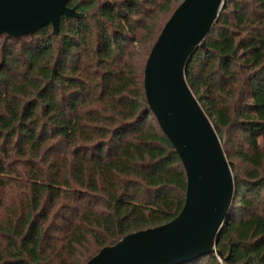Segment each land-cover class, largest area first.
I'll list each match as a JSON object with an SVG mask.
<instances>
[{
    "label": "trees",
    "instance_id": "16d2710c",
    "mask_svg": "<svg viewBox=\"0 0 264 264\" xmlns=\"http://www.w3.org/2000/svg\"><path fill=\"white\" fill-rule=\"evenodd\" d=\"M181 1L69 0L86 15L58 34L0 33V264H83L181 210L186 170L144 84ZM221 5L184 75L234 192L212 253L181 264H264V0Z\"/></svg>",
    "mask_w": 264,
    "mask_h": 264
},
{
    "label": "water",
    "instance_id": "95a60500",
    "mask_svg": "<svg viewBox=\"0 0 264 264\" xmlns=\"http://www.w3.org/2000/svg\"><path fill=\"white\" fill-rule=\"evenodd\" d=\"M222 0H182L165 22L145 64L151 110L186 170L183 206L170 221L126 232L83 264H181L212 253L234 192L232 171L212 122L188 87L190 52L205 46ZM85 16L69 0H0V33L20 36L64 16Z\"/></svg>",
    "mask_w": 264,
    "mask_h": 264
},
{
    "label": "rangeland",
    "instance_id": "374dc122",
    "mask_svg": "<svg viewBox=\"0 0 264 264\" xmlns=\"http://www.w3.org/2000/svg\"><path fill=\"white\" fill-rule=\"evenodd\" d=\"M259 146H260V149H262V148H263V145H262V142H261V140H259Z\"/></svg>",
    "mask_w": 264,
    "mask_h": 264
}]
</instances>
